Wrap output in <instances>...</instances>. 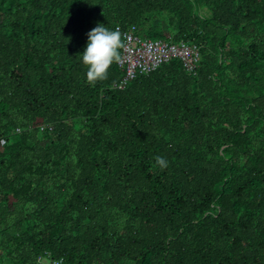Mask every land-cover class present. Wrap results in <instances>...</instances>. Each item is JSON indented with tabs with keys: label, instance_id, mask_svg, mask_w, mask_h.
<instances>
[{
	"label": "trees",
	"instance_id": "16d2710c",
	"mask_svg": "<svg viewBox=\"0 0 264 264\" xmlns=\"http://www.w3.org/2000/svg\"><path fill=\"white\" fill-rule=\"evenodd\" d=\"M98 23L196 75L89 85ZM55 260L264 264V0H0V264Z\"/></svg>",
	"mask_w": 264,
	"mask_h": 264
},
{
	"label": "built area",
	"instance_id": "2783aa9c",
	"mask_svg": "<svg viewBox=\"0 0 264 264\" xmlns=\"http://www.w3.org/2000/svg\"><path fill=\"white\" fill-rule=\"evenodd\" d=\"M122 43L121 58L118 62L120 70L124 72L119 86L121 89L137 76L149 75L173 60L179 61L186 73L196 75L200 60L199 48L196 45L184 41H151L136 35L134 27L124 33ZM45 263L63 264V260Z\"/></svg>",
	"mask_w": 264,
	"mask_h": 264
},
{
	"label": "clouds",
	"instance_id": "9594fccd",
	"mask_svg": "<svg viewBox=\"0 0 264 264\" xmlns=\"http://www.w3.org/2000/svg\"><path fill=\"white\" fill-rule=\"evenodd\" d=\"M87 37L84 51L79 56L87 68L86 82L94 85L97 81L107 79L110 66L119 62V50L123 47L122 36L119 30H112L105 24L98 23L88 32ZM155 161L162 168L167 166V161L162 156L155 157Z\"/></svg>",
	"mask_w": 264,
	"mask_h": 264
}]
</instances>
